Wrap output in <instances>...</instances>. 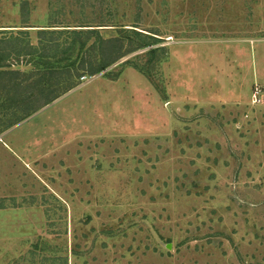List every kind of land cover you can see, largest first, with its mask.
Wrapping results in <instances>:
<instances>
[{"label":"rangeland","instance_id":"obj_1","mask_svg":"<svg viewBox=\"0 0 264 264\" xmlns=\"http://www.w3.org/2000/svg\"><path fill=\"white\" fill-rule=\"evenodd\" d=\"M0 62V264H264V0H0Z\"/></svg>","mask_w":264,"mask_h":264},{"label":"trees","instance_id":"obj_2","mask_svg":"<svg viewBox=\"0 0 264 264\" xmlns=\"http://www.w3.org/2000/svg\"><path fill=\"white\" fill-rule=\"evenodd\" d=\"M108 25H113V26H115V27H117L118 25H116V24H108ZM121 27H123V28H118V29H128V28H125L124 26H122L121 25ZM93 30H95V29H91L90 30V32H93ZM132 30H134V29H132ZM135 31V33H136V30H134ZM84 34H86L87 35V37L89 36V31H82ZM139 33H142V32H139ZM86 37V38H87ZM147 44H149V43H147ZM147 44H145V45H147ZM138 47H140V46H138ZM123 55H125V53L123 54ZM123 55H121L120 57H118L117 59H112V60H110V61H108V60H101L98 64H97V66H95L94 68H95V70H94V73H96V72H100V71H102L103 69H105L106 67H108L110 64H112L113 62H115L116 60H118V59H120ZM1 63V62H0ZM3 65H0V67H2Z\"/></svg>","mask_w":264,"mask_h":264},{"label":"built area","instance_id":"obj_3","mask_svg":"<svg viewBox=\"0 0 264 264\" xmlns=\"http://www.w3.org/2000/svg\"><path fill=\"white\" fill-rule=\"evenodd\" d=\"M257 95H258V91H257V93H256V94H254V97H255V96H257ZM253 99H254V98H253ZM253 101L255 102V100H253Z\"/></svg>","mask_w":264,"mask_h":264}]
</instances>
